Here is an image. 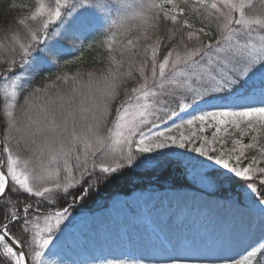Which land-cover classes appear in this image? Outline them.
Masks as SVG:
<instances>
[{
    "label": "snow or ice",
    "instance_id": "1",
    "mask_svg": "<svg viewBox=\"0 0 264 264\" xmlns=\"http://www.w3.org/2000/svg\"><path fill=\"white\" fill-rule=\"evenodd\" d=\"M20 7L0 36V264H49L71 214L72 204L57 208L60 201L83 200L126 168L158 159L146 154L173 147L204 157L224 180L244 182L264 217V0L259 8L256 0H34ZM213 22L217 35L204 40ZM85 31L103 36L107 71L77 68L33 86L59 67L64 41ZM187 109L199 111L153 131L160 113L171 119ZM212 129L211 138L202 135ZM229 135L233 146L224 148ZM249 149L258 155L248 157ZM229 264H264V235Z\"/></svg>",
    "mask_w": 264,
    "mask_h": 264
},
{
    "label": "rangeland",
    "instance_id": "2",
    "mask_svg": "<svg viewBox=\"0 0 264 264\" xmlns=\"http://www.w3.org/2000/svg\"><path fill=\"white\" fill-rule=\"evenodd\" d=\"M198 111L187 109L171 119L160 113L162 119L156 121L159 129L153 131L179 124ZM213 130L202 135L211 138ZM251 135L245 136L243 142L249 143ZM235 136L240 138L238 133ZM232 138L224 137V148L233 146ZM165 153L181 154L165 159L173 161L179 172L162 185L155 183V177L143 179L144 174L157 168ZM146 155L158 159L123 171L129 188L115 187L107 195L92 188L83 200L60 201L67 203L65 206L72 204L71 214L57 232L56 254L49 255L48 260L61 251L60 259L65 264H170L177 258L185 264H229L264 235L260 206L249 198L242 187L244 182L230 180L236 185L223 191L227 180L219 175L222 170L187 149L173 147ZM246 155L258 153L249 149ZM141 159L143 156L138 155L137 163ZM259 166L264 167V162Z\"/></svg>",
    "mask_w": 264,
    "mask_h": 264
},
{
    "label": "trees",
    "instance_id": "3",
    "mask_svg": "<svg viewBox=\"0 0 264 264\" xmlns=\"http://www.w3.org/2000/svg\"><path fill=\"white\" fill-rule=\"evenodd\" d=\"M34 3V0H0V36L4 33V28L6 25H8L11 22L12 17H18L22 12L23 8L20 7L22 4L32 5ZM13 5H16L17 7L13 8ZM256 7L259 8V0L256 1ZM193 20L199 26V20H197L195 17H193ZM12 27H16V25L13 23ZM61 29H57V31H60ZM211 31L213 35L211 37H204V40L209 39H215L217 32L215 23L213 22L211 25ZM133 35H136V33H133ZM162 35L167 36L168 33L166 31L162 32ZM103 40V36L100 33H89L85 31L80 39H74L73 41L65 40V47L68 49L66 51L65 55H63L60 58V65L59 67H52L47 70H45L43 73H41V77L33 82V86H41L44 83L43 77L47 76L49 78V81L54 80L55 76L58 74H63L64 72H68L69 74L76 71L77 68H79L81 71H93L96 74H100L107 71V52L105 49L101 46L100 41ZM176 41H172V43H175ZM73 44H75V47H73ZM89 44H93V47L91 49L88 48ZM167 47H162L160 50V56L161 58L163 55L167 52ZM81 53H83V59L77 63H73L70 65H64L63 61L65 60H75L77 56H80ZM5 66L3 64H0V70H3ZM86 78V77H85ZM133 81H129L127 84V87L133 86ZM65 93L70 91V86H63ZM26 94V93H25ZM120 100L124 99L123 91H121ZM23 101V96H21V102ZM119 100L117 101V103ZM171 106L173 108L176 107L175 103H172ZM116 104L112 105L113 108V116H114V110H115ZM2 131V129H0ZM20 152L21 155L27 156L29 153L24 149V145H20ZM157 168L152 169V171L149 174H144L143 179L149 180L151 177L156 178V184L162 185L164 181L170 182V179L172 178V175L174 172H179V168L177 166H173L174 162L166 161L165 159L161 158L158 161ZM141 179V177H139ZM127 181V182H125ZM129 183H131V180H129ZM173 183V182H172ZM128 180L125 176L121 175L112 181L106 182V183H100L98 186H94V190L97 192H103L106 195L113 190L115 187H125L129 188L127 186ZM131 185V184H130ZM136 185V184H135ZM132 184V186H135ZM234 185L231 181L227 180L223 184V191H227V189L232 190L234 188ZM72 203V202H70ZM67 203H59L56 205L57 208H62ZM44 209L42 208L41 211ZM16 234L18 236L21 235L19 232V229H16ZM27 250V249H25Z\"/></svg>",
    "mask_w": 264,
    "mask_h": 264
},
{
    "label": "bare ground",
    "instance_id": "4",
    "mask_svg": "<svg viewBox=\"0 0 264 264\" xmlns=\"http://www.w3.org/2000/svg\"><path fill=\"white\" fill-rule=\"evenodd\" d=\"M62 252H58V256L57 257H51V259L49 260V264H65L64 262H62V260L60 259Z\"/></svg>",
    "mask_w": 264,
    "mask_h": 264
}]
</instances>
